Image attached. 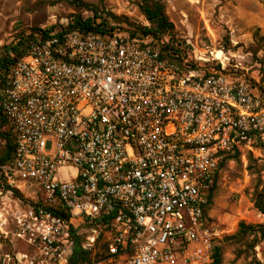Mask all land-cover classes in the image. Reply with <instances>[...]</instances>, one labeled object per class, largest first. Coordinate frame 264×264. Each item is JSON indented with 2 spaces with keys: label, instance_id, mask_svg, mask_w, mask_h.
<instances>
[{
  "label": "built area",
  "instance_id": "2783aa9c",
  "mask_svg": "<svg viewBox=\"0 0 264 264\" xmlns=\"http://www.w3.org/2000/svg\"><path fill=\"white\" fill-rule=\"evenodd\" d=\"M70 23L10 67L1 101L15 151L0 220L33 249L18 263L70 264L77 237L102 252L92 264L209 263L220 165L264 152V86L169 35Z\"/></svg>",
  "mask_w": 264,
  "mask_h": 264
},
{
  "label": "rangeland",
  "instance_id": "374dc122",
  "mask_svg": "<svg viewBox=\"0 0 264 264\" xmlns=\"http://www.w3.org/2000/svg\"><path fill=\"white\" fill-rule=\"evenodd\" d=\"M151 1L162 4L173 24L167 34L172 43L189 48L193 56L195 51L203 59L221 55L217 59L225 60L227 69L264 86V0ZM82 4L93 7L113 30L149 25L142 10L144 0H0V50L37 29L65 27L75 15L91 17L93 13ZM1 131L8 132V126ZM5 146L6 140L0 138V154ZM263 184L264 152L245 153V157L240 153L221 165L213 204L206 212L208 223L219 233L212 254L215 246L221 247V264H264V241L255 240L254 235H237L241 222L264 224V215L255 207V192ZM7 190L0 175V219L7 216ZM21 195L30 197L27 192ZM84 231L79 229L81 235ZM21 253L33 254V249L16 237L10 217L6 225L0 220V264H19ZM101 255L97 249L96 254L90 253L89 261L80 264L103 260ZM212 263L213 258L207 264Z\"/></svg>",
  "mask_w": 264,
  "mask_h": 264
},
{
  "label": "trees",
  "instance_id": "16d2710c",
  "mask_svg": "<svg viewBox=\"0 0 264 264\" xmlns=\"http://www.w3.org/2000/svg\"><path fill=\"white\" fill-rule=\"evenodd\" d=\"M81 6L90 10L93 15L91 17L86 18L82 17L81 15H75V17L73 18V23H70L68 25V29H78L83 33L94 32L103 36L105 35V32L108 29L113 30L114 27L110 26L109 21L99 16V13L97 11H94L93 7L84 4H82ZM142 10L143 14L149 22V25L135 28L141 31V33H143L144 35H151L155 39H161L168 33L170 35L173 29V24L165 15L163 6L160 2L144 0ZM54 29L55 27H51L48 30L37 29L34 32L30 33L27 37H20L16 44L5 46L0 50V138L6 140L5 149L3 153L0 154V164L3 166L7 165L13 159L15 151L14 133L1 107V101L3 100V92L8 86V75L10 67L17 60L23 58L34 43H37L39 39H45L46 37H48L54 31ZM169 43H172L171 39L169 40ZM5 126H8V132L1 131V129ZM238 155H240V153L236 152V154L232 156L229 155L225 157L221 165L227 159H231ZM6 188L9 189V187L7 186ZM14 194L19 197L22 196L18 190H14ZM255 207L259 210V212L264 215V184L262 185V189H257L255 192ZM237 235L241 237H244L246 235H254L256 237L255 240L264 241V224L258 226H251L241 222L239 224V230ZM212 258V264H221V247L215 246L213 248ZM89 260L90 253L82 249L81 238L77 237L75 239L73 253L70 257V264H80Z\"/></svg>",
  "mask_w": 264,
  "mask_h": 264
},
{
  "label": "bare ground",
  "instance_id": "6f19581e",
  "mask_svg": "<svg viewBox=\"0 0 264 264\" xmlns=\"http://www.w3.org/2000/svg\"><path fill=\"white\" fill-rule=\"evenodd\" d=\"M221 57V55H219L217 58H220Z\"/></svg>",
  "mask_w": 264,
  "mask_h": 264
}]
</instances>
